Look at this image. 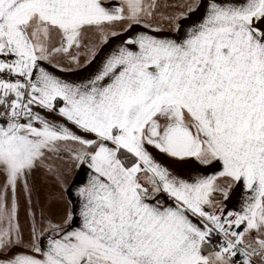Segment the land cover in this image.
Segmentation results:
<instances>
[{
  "label": "snow or ice",
  "instance_id": "1",
  "mask_svg": "<svg viewBox=\"0 0 264 264\" xmlns=\"http://www.w3.org/2000/svg\"><path fill=\"white\" fill-rule=\"evenodd\" d=\"M176 7L0 0V264H264V0ZM156 17L176 35H157ZM88 32L131 34L79 81L49 71L79 67L81 49L89 66L102 49ZM154 152L216 167L185 178ZM38 168L69 207L46 229L26 209V241L19 194L30 202Z\"/></svg>",
  "mask_w": 264,
  "mask_h": 264
},
{
  "label": "crops",
  "instance_id": "2",
  "mask_svg": "<svg viewBox=\"0 0 264 264\" xmlns=\"http://www.w3.org/2000/svg\"><path fill=\"white\" fill-rule=\"evenodd\" d=\"M169 1V0H168ZM186 10V8L183 9V11ZM202 9L200 11L192 12L191 13V19H185L180 21L181 25L187 26L190 25L193 21H196L198 17L200 16ZM159 20V17H157ZM156 19V18H155ZM157 20V21H158ZM154 23L156 24L155 20ZM156 26L160 27L163 29L162 32L157 33L159 36H168V37H174L176 35L175 29L173 24L166 20L165 23L157 24ZM126 27V24L120 23L116 24L114 26V30L117 32H121L124 28ZM168 27H171V29H167ZM133 31H137V29H133ZM183 31V28L181 29ZM131 33H125L124 35L117 36V37H110V43L107 45H101L99 44L97 37L93 32H88L84 36L85 43L91 47L93 45H98L99 48L102 50L99 52V54L96 56V59L87 67H85V61L89 59L87 55H85V50L81 49V59H80V66L77 67L75 64H70L66 60H64L62 57L57 58L58 61L61 63L62 67L66 69L64 72H60L56 68H53L51 66H48L49 71L53 72L55 75L60 76L61 78L67 79L69 81H79L84 77L89 76L99 65L101 59L104 57L106 53L109 52L110 49L114 48L120 40L124 39L126 35H130ZM154 156L158 161H160L162 164L165 166L169 167L171 170L174 172L181 174L185 178H188L189 176L195 177L199 172H211L215 170V165H213L211 168L208 169H202L201 166H199L195 161H185V162H178V161H173L167 157H165L162 154L158 153H153ZM40 170H44L43 168H38L36 169L33 173L32 176L29 179L30 186L32 185L31 183H38V181L41 180L39 176H42L43 179L48 177L49 175L46 173L42 174L40 173ZM76 176V179L79 180L82 178L83 174L81 173L80 175L76 174V170L73 169L72 173L68 174V179L67 181L70 182L72 180V177ZM2 179V178H0ZM42 179V180H43ZM50 180H53L52 176L51 178H47ZM33 186V185H32ZM39 186V185H37ZM239 188L235 189L232 192L231 198L227 201L228 207L235 208L236 210H239V203H238V194H239ZM49 196H46L44 198L43 196L41 197H35L34 201L36 203V206L34 207V210L30 205L26 207V209L31 210V212H35L39 215H45V217H48L49 220H52L53 222H60L61 219H63L64 214L66 213L69 205L67 203V198L65 197L66 204L63 205L62 203H57L55 201H58V199L54 200V193L51 191V193L48 194ZM63 202V201H62ZM56 203V205H54ZM31 216V215H29ZM58 219V220H55ZM40 229L41 225H38ZM45 228H48V225H46ZM38 236L41 237L42 243L46 244L47 238L50 235L49 232H43L41 233L40 231L37 232Z\"/></svg>",
  "mask_w": 264,
  "mask_h": 264
},
{
  "label": "rangeland",
  "instance_id": "3",
  "mask_svg": "<svg viewBox=\"0 0 264 264\" xmlns=\"http://www.w3.org/2000/svg\"><path fill=\"white\" fill-rule=\"evenodd\" d=\"M192 2H193V0H169L168 1V3L175 4L177 6L183 4V5H185V8H186V5L188 3H192ZM183 9L184 8L176 7V8L170 9L169 12L183 11ZM157 20H158V18L156 17V19H155L156 25L161 24V23H165V21H166V20L160 19V17H159V20L158 21ZM167 29H171V27H168ZM40 173L46 175L45 170H40ZM39 178H41V180L38 181V183H31L33 186L31 185L32 193H31L30 202L28 201L27 196H25L22 193L19 194V220H20V225H21L22 229L24 230V236H25L26 241H27V238L29 236L30 226L33 223L32 216H29L26 214V207L28 205H30L32 207V209L34 210L36 203L34 201L33 196H35L37 198L43 196L44 198H46V196H49L48 194L51 193V191H53L54 200L55 199L59 200V202L58 201H55V202H57L58 204L62 203L63 205L66 204L65 197L62 196L61 189L58 187V185H57V183L53 177H52L53 180L47 179V178H51L50 175L48 177H46L45 179H43L42 176H39ZM65 179L67 181L68 175L65 177ZM37 185H39V186H37ZM54 205H56V203H54ZM33 213L35 215V221H36L37 225H41V228L46 229L45 227H46V225H48L47 222L49 221L48 217H45V215H39L35 212H33ZM55 220H58V219H55ZM37 235H38V233H37ZM23 251H26V248L24 246H20V247L14 248L12 250L13 253H20ZM3 255H8V254H3Z\"/></svg>",
  "mask_w": 264,
  "mask_h": 264
}]
</instances>
